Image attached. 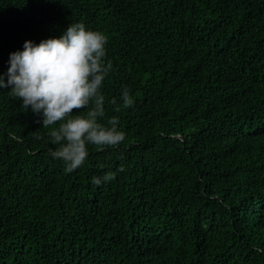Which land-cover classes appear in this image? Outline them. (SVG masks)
Here are the masks:
<instances>
[{"label": "trees", "instance_id": "obj_1", "mask_svg": "<svg viewBox=\"0 0 264 264\" xmlns=\"http://www.w3.org/2000/svg\"><path fill=\"white\" fill-rule=\"evenodd\" d=\"M75 23L107 37L98 122L126 139L68 172L0 90V264H264V0H0V73Z\"/></svg>", "mask_w": 264, "mask_h": 264}, {"label": "clouds", "instance_id": "obj_2", "mask_svg": "<svg viewBox=\"0 0 264 264\" xmlns=\"http://www.w3.org/2000/svg\"><path fill=\"white\" fill-rule=\"evenodd\" d=\"M106 45L102 32L69 24L59 37L39 44L26 41L22 51L10 53L7 70L0 73V90L10 89L26 109L41 117L42 127H51L49 143L56 147L49 154L62 160L68 172L86 163L90 146L116 148L126 139L117 117L109 119L108 126L98 122L105 116L101 89L112 69L105 61ZM120 98L126 107L133 103L127 88ZM110 103L117 105L115 99ZM73 109L85 111L73 114ZM57 122L61 123L52 127ZM113 178L114 173H105L92 182L99 186Z\"/></svg>", "mask_w": 264, "mask_h": 264}]
</instances>
